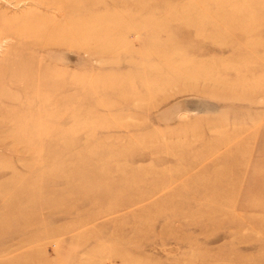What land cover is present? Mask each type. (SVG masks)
Segmentation results:
<instances>
[{
	"label": "rangeland",
	"instance_id": "1",
	"mask_svg": "<svg viewBox=\"0 0 264 264\" xmlns=\"http://www.w3.org/2000/svg\"><path fill=\"white\" fill-rule=\"evenodd\" d=\"M0 264H264V0H0Z\"/></svg>",
	"mask_w": 264,
	"mask_h": 264
},
{
	"label": "bare ground",
	"instance_id": "2",
	"mask_svg": "<svg viewBox=\"0 0 264 264\" xmlns=\"http://www.w3.org/2000/svg\"><path fill=\"white\" fill-rule=\"evenodd\" d=\"M39 1H41L42 3L43 2H45V1H48V0H39ZM20 61H22V60H24L25 58H18ZM18 62V61H17ZM171 81H173V80H171Z\"/></svg>",
	"mask_w": 264,
	"mask_h": 264
}]
</instances>
